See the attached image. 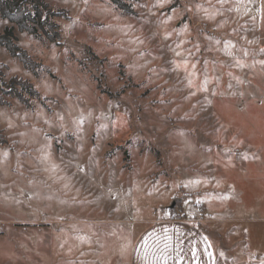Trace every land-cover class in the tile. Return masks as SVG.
Masks as SVG:
<instances>
[{"label":"rangeland","instance_id":"obj_1","mask_svg":"<svg viewBox=\"0 0 264 264\" xmlns=\"http://www.w3.org/2000/svg\"><path fill=\"white\" fill-rule=\"evenodd\" d=\"M43 1L59 42L0 16L36 63L0 44V78L39 91H0V264H128L167 217L226 264L232 187L264 208V0Z\"/></svg>","mask_w":264,"mask_h":264},{"label":"crops","instance_id":"obj_2","mask_svg":"<svg viewBox=\"0 0 264 264\" xmlns=\"http://www.w3.org/2000/svg\"><path fill=\"white\" fill-rule=\"evenodd\" d=\"M240 193L241 190L233 186L228 196V221L232 226L240 222L243 228L241 235L234 234L231 239L232 245L237 243L226 251L225 255L229 257L226 264H264V208H249L247 199L250 194L245 192L243 204H240L241 198L236 200V194ZM134 223L143 226L131 238L128 264H219L212 238L203 225L190 217ZM249 225L260 231L259 235L248 230Z\"/></svg>","mask_w":264,"mask_h":264},{"label":"trees","instance_id":"obj_3","mask_svg":"<svg viewBox=\"0 0 264 264\" xmlns=\"http://www.w3.org/2000/svg\"><path fill=\"white\" fill-rule=\"evenodd\" d=\"M119 9L126 13H133L131 3L127 0H110ZM62 11L54 10L48 7L43 0H0V16L7 18L15 23L19 29L26 30L35 36L44 35L52 41H60V31L57 29L58 24L50 19L52 15H58ZM15 34L13 27L7 26L0 33V44L14 56L20 58L25 66H35L36 63L30 60L27 53L15 43ZM18 85V87H17ZM20 88L26 89L34 95H39V91L33 84L26 80L11 79L6 83L0 78V91L15 95L20 101L29 105L27 98ZM0 103L6 104L0 96ZM5 138L0 131V143H5Z\"/></svg>","mask_w":264,"mask_h":264}]
</instances>
